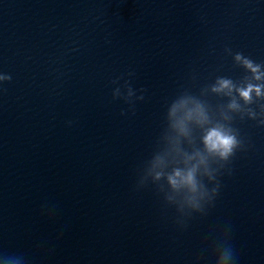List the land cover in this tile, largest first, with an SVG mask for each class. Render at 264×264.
Returning <instances> with one entry per match:
<instances>
[{"label":"clouds","instance_id":"obj_1","mask_svg":"<svg viewBox=\"0 0 264 264\" xmlns=\"http://www.w3.org/2000/svg\"><path fill=\"white\" fill-rule=\"evenodd\" d=\"M235 58L256 72L255 79L264 78V72L258 71L261 65L244 57L240 52L235 54ZM124 84L127 94L123 95L116 89L113 91L114 98H122L129 104L133 102V97L143 100V95L136 96L129 81L125 80ZM233 88L235 85L230 79L219 78L212 91L231 95ZM236 91L246 103H251L252 93L257 97H264V84L249 83ZM239 107L235 100L228 105L232 110ZM249 115L252 119L256 118L254 111L249 110ZM225 119L230 120L231 117L225 115ZM258 123L264 125V119ZM196 130L200 132L199 146L194 136ZM243 148L244 141L240 138L238 129L220 121H213L204 102L183 92L168 106L166 125L156 141L151 157L139 170L137 189L145 188L149 184L154 185L157 194L162 195L165 205L175 208L177 225L186 227V221L181 219V216L207 214V209L214 205L219 195V176L227 169L237 151ZM227 170L230 174V169ZM213 259L214 264H235L236 258L228 242L227 232L217 237ZM0 264L27 262L23 255L0 254Z\"/></svg>","mask_w":264,"mask_h":264}]
</instances>
